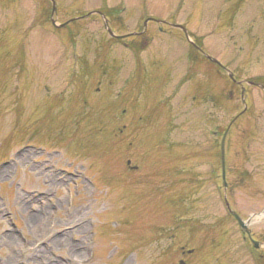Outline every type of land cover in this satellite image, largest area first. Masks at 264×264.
Listing matches in <instances>:
<instances>
[{"label":"rangeland","instance_id":"1","mask_svg":"<svg viewBox=\"0 0 264 264\" xmlns=\"http://www.w3.org/2000/svg\"><path fill=\"white\" fill-rule=\"evenodd\" d=\"M54 1L0 0V264H264V0Z\"/></svg>","mask_w":264,"mask_h":264},{"label":"flooded vegetation","instance_id":"2","mask_svg":"<svg viewBox=\"0 0 264 264\" xmlns=\"http://www.w3.org/2000/svg\"><path fill=\"white\" fill-rule=\"evenodd\" d=\"M163 22H160V24H162V25H165V24H167V25H171L170 23H168L166 20H162ZM157 23H159V22H157ZM133 33V34H132ZM131 34L132 35H129V36H127V37H124V38H129V37H135V38H137L139 35H141V34H143V33H141V34H138L139 32H132ZM123 39V38H122ZM194 56H196L195 55V53H194ZM190 61H191V59H190ZM190 64V63H189ZM191 65V64H190ZM223 69H225V68H223ZM236 81L237 80H235V81H232V83L234 84V85H236V86H239L240 87V89H242V87H246V86H251V87H259V85L257 84V82L255 81H252V83H250V84H247L246 83V80H241L240 79V83H236ZM225 189H227L226 188V186H225ZM224 204H225V207H226V197H224ZM226 211H227V214H228V216H230L231 218H232V216L230 215V213H229V209L226 207ZM250 250V249H249ZM191 251L192 250H187V249H184V247L183 246H180L179 247V250H178V252H179V257H178V259H177V262L178 261H180V260H183L184 262H185V264H187V262H186V254H190L191 253ZM250 252L252 253V255L255 257V252L254 251H252V250H250ZM174 264H176V263H174Z\"/></svg>","mask_w":264,"mask_h":264},{"label":"water","instance_id":"3","mask_svg":"<svg viewBox=\"0 0 264 264\" xmlns=\"http://www.w3.org/2000/svg\"><path fill=\"white\" fill-rule=\"evenodd\" d=\"M52 1V8L53 10L55 9V5L53 3V0ZM67 24L66 23H63L61 24L60 26H65ZM181 29L185 32L186 36H187V33L185 31L184 28L181 27ZM214 62H216L215 60H213ZM225 135L226 133H224L223 137H222V140H221V145H220V153H221V168H222V173L224 172V138H225ZM231 214L233 215V217L235 218V220L237 221L238 223V226L241 230H243L246 234L250 235V230L248 229L247 225L249 223V220H242L235 212L231 211ZM262 215H264V211L263 213H260V214H257L256 217H261ZM251 243L253 245V247H257V242L251 240ZM178 264H184V262L180 261Z\"/></svg>","mask_w":264,"mask_h":264}]
</instances>
